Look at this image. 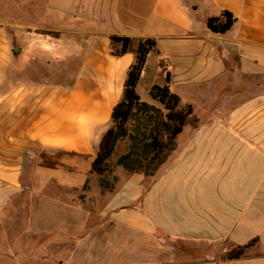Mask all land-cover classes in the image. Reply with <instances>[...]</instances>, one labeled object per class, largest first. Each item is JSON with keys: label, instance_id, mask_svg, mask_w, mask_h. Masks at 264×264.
<instances>
[{"label": "crops", "instance_id": "crops-1", "mask_svg": "<svg viewBox=\"0 0 264 264\" xmlns=\"http://www.w3.org/2000/svg\"><path fill=\"white\" fill-rule=\"evenodd\" d=\"M223 11L237 21L215 33L208 20ZM113 37L133 39L132 50L113 55L121 48ZM140 39L157 43L137 87L141 101L156 104L150 90L169 74L181 107L186 90L209 102L201 114L184 104L197 120L185 149L154 177L114 166L127 150L120 153L108 191L92 164ZM69 59L77 68L69 85L46 77ZM33 65L45 74L32 79ZM21 209L27 233L41 241L49 210L63 222L49 240L55 248L45 241L37 257L43 264H264V0L0 1V213Z\"/></svg>", "mask_w": 264, "mask_h": 264}, {"label": "trees", "instance_id": "trees-1", "mask_svg": "<svg viewBox=\"0 0 264 264\" xmlns=\"http://www.w3.org/2000/svg\"><path fill=\"white\" fill-rule=\"evenodd\" d=\"M237 18L228 11L208 20V27L215 33H225L235 24ZM113 43H120L121 48L113 50V55L122 56L132 50L134 40L128 37H113ZM157 51L154 39H140L135 51V62L130 66L124 84L122 99L112 112V125L100 143L99 152L93 161V171L101 176L100 185L111 191L113 182L107 177L112 172L111 158L121 140L128 139V151L119 156L116 166L131 173H142L146 178L154 177L171 154L178 148V137L185 126L197 120L192 105L181 107V98L170 88L171 77L167 74L165 85H154L150 90L153 100L161 105L141 101L137 87L148 55ZM133 122L132 128L129 124ZM194 123V122H193ZM87 181L84 190L88 189ZM256 241L232 250L227 259H239L246 249Z\"/></svg>", "mask_w": 264, "mask_h": 264}, {"label": "rangeland", "instance_id": "rangeland-1", "mask_svg": "<svg viewBox=\"0 0 264 264\" xmlns=\"http://www.w3.org/2000/svg\"><path fill=\"white\" fill-rule=\"evenodd\" d=\"M0 1L3 2L4 4L31 2V5H34V4H37L39 1H44V0H0ZM6 6L7 5H5V8H6ZM47 33H50V31ZM48 36H50V35L45 36L43 34V37H48ZM20 43H21V41L17 40V48H19ZM55 55H56V52L50 53V55H49L50 61H52V60H53V62L57 61L55 59ZM76 69L77 68L74 66L72 61L69 59L68 61H65L63 63L62 67H60V66L54 67L53 66L52 68H49L48 74L46 75V77L54 80L55 83H58L61 85H69L72 81L73 73L76 71ZM33 70L34 71L32 72V77H31L32 79L39 78L40 76L45 74L42 71L43 69H40L39 67H35L34 65H33ZM141 93H142V96L144 97L145 101H150V97H148L144 91H142ZM181 94L183 96L182 107H184L185 106L184 104H186L187 100H189L194 104V106L196 107L197 113H199V114H201L203 112V106L207 105V103L209 102L207 100H203L200 97L191 96L189 93H187V90L185 92H182ZM156 105L158 107H161V105L159 103H156ZM133 124L134 123L131 122L129 124V127L132 128ZM189 133H190V127L187 128V126H186L183 133L181 135H179L178 147L180 148V150L185 149V145L187 143ZM129 144H130V142L128 139L121 140L118 143L117 149L111 158L112 161H110L111 168L116 166V165L113 166V164H114L113 160L116 159V157L119 156V154L122 153L125 149L128 151ZM82 180H83V175H81V174H77L73 179L74 183H81ZM96 180L97 179H95V177H93L92 179H90V184L92 186L91 187V194L96 199V201H98L97 196H99V193H100V185L97 184ZM88 185H89V183H88ZM76 192H80L82 194V191H80V190L76 191ZM52 193H56V192H52ZM69 193L72 196L75 194H76V196H78V193H75V191L74 192L69 191ZM83 212L84 211H82V210L80 211V213H79L80 217L84 214ZM47 215L49 218V220L47 222V228L49 227V230H48V236L49 237H47L46 240L41 241L43 239V237L35 236L32 233L31 234L27 233L29 230V225H27L28 224L27 222H23L25 219V215H24V211L22 209L18 210V211H13L11 213H8V212L0 213V222H7L8 220H11V222H15L14 226H12V227L9 226L8 224H5L4 228H0V230L2 232H3V230L7 231V234L3 232L1 234V235H3V237L2 238L0 237V253L6 254L8 256H12L13 254H16V256L18 257V260H16V261L4 258V259L0 260L1 263H3V264L14 263L15 264L16 262L24 261L23 262L24 264H43V262H41L40 259H38L37 257L41 253V249L43 248V246H45L46 242H47L48 248L51 246H53V248H55L54 245H51L49 240L56 236L57 230L55 231V229H57L63 223L62 221H59L56 219L57 216H56L54 211L49 210L47 212ZM16 220H17V222H16ZM79 222H84V221L81 220ZM73 223H74V221H73ZM60 231H61V229H60ZM63 231H66L65 227L63 228ZM57 235L60 236L62 234H57ZM4 237L5 238L7 237V238L5 239ZM2 241H4V242H2ZM6 241H8L9 245L6 243ZM57 261L58 260L54 259V260L50 261L48 264H58Z\"/></svg>", "mask_w": 264, "mask_h": 264}, {"label": "water", "instance_id": "water-1", "mask_svg": "<svg viewBox=\"0 0 264 264\" xmlns=\"http://www.w3.org/2000/svg\"><path fill=\"white\" fill-rule=\"evenodd\" d=\"M20 52H21L20 48L13 49V53L16 54V55H18Z\"/></svg>", "mask_w": 264, "mask_h": 264}]
</instances>
